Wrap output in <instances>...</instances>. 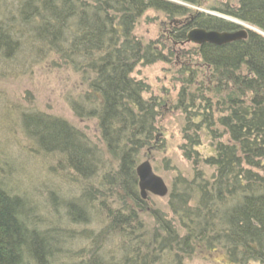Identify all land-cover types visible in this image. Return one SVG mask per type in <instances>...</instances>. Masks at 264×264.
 <instances>
[{
	"label": "trees",
	"instance_id": "obj_1",
	"mask_svg": "<svg viewBox=\"0 0 264 264\" xmlns=\"http://www.w3.org/2000/svg\"><path fill=\"white\" fill-rule=\"evenodd\" d=\"M150 10L188 18L172 25L171 45H187V33L196 27L240 28L170 0H0V60L19 55L24 39L26 49L48 57L51 68L79 73L85 89L70 97V106L77 119L95 120L105 147L60 116L35 109L20 114L34 151L56 159L51 172L81 191L68 199L53 190L51 200L64 206L69 223L99 218L104 227L95 235L87 232L90 246L72 254L82 232L43 228L29 199L0 182V264H185L196 250H220L235 264L264 262V34L251 30L229 44H197L206 67L198 72L217 95L203 96V102L187 97L184 87L177 108H199L196 118L203 120L193 122L200 130L206 122L223 129H210L220 141L213 156L202 157L215 170L209 179L200 171L191 181L178 177L167 195L172 217L154 208L151 229L141 215L148 202L136 168L140 153L155 143L161 102L146 97L148 87L134 76L138 65L166 58L157 44L143 43L134 33ZM214 10L264 32V0H234ZM185 152L191 159L192 152Z\"/></svg>",
	"mask_w": 264,
	"mask_h": 264
},
{
	"label": "rangeland",
	"instance_id": "obj_2",
	"mask_svg": "<svg viewBox=\"0 0 264 264\" xmlns=\"http://www.w3.org/2000/svg\"><path fill=\"white\" fill-rule=\"evenodd\" d=\"M233 1L199 0V6L186 2L184 5L194 11L219 12L214 9L222 8ZM186 20H188L186 16L170 19L164 12L150 10L140 17L134 30L143 43L157 44L158 49L166 57L164 61H158L152 65H138L134 76L148 87L146 97H157L161 102L155 143L151 148H146L140 153L138 164L149 160L154 172L162 176L169 186V191L173 182L180 176L191 181V178L197 176V171H200L207 179L213 175L215 167L208 166L203 162L202 157L213 156L216 153L215 145L220 141L214 138L215 135L209 132L210 129L214 128L220 133L223 131L216 124L210 125L211 123L207 122L205 125L202 124L206 130H200L193 122V119L199 122L203 120L201 117L196 118L199 108H192L190 112L177 108L179 93L184 87L189 89L187 97L191 95L197 100L200 98L203 100V96L210 98L217 95L212 92L213 86L208 83V77L198 72L202 70L205 72L206 67L198 60L197 44L188 42L182 47L176 44L171 45L172 25L177 21ZM22 42L24 46L19 55L12 59L0 60V182L7 184L14 193L29 199L35 207V214L44 220L43 228L57 226L68 235H71L70 231L74 230L77 236L82 232V235L74 241L75 249L71 252L78 253L90 246V240L85 238L86 233L98 234L97 232L104 227L103 222L99 218L94 220V214H92L94 221L88 224H71L67 221L64 206L58 199H55L56 202L51 200L50 193L56 190L61 198L71 199L78 197L81 191L60 175L51 172L49 166H55L56 159L34 151L32 143L21 126L20 114L23 111L35 109L60 116L83 130L101 149L105 147L97 132L95 120L77 119L70 106L71 96L77 97V94H83L84 79L79 73H74L67 67L51 68L48 57L37 56L32 53V50L26 49L24 39ZM169 43L172 51L169 49ZM209 87L210 91L207 89ZM203 102L199 101L197 107L201 104L203 108ZM209 125L210 128H208ZM195 146L198 153L192 149ZM185 151L192 152L191 159L187 157ZM145 200L148 202V208L141 215L151 229L156 226V220L151 214L154 208L161 209L169 218L172 217L167 196L157 197L148 192ZM55 204H58V209L55 208ZM105 250L110 251L109 244L106 245ZM183 263L235 264L227 260L220 250L215 253L196 250L195 254L185 257ZM246 264H264V262L251 260Z\"/></svg>",
	"mask_w": 264,
	"mask_h": 264
},
{
	"label": "water",
	"instance_id": "obj_3",
	"mask_svg": "<svg viewBox=\"0 0 264 264\" xmlns=\"http://www.w3.org/2000/svg\"><path fill=\"white\" fill-rule=\"evenodd\" d=\"M175 1L181 5L186 4L185 2H181L180 0H170ZM204 13H208L215 17H220L225 20H230L231 22L238 25L240 28L236 31H214V30H206L199 27L190 29L187 33L186 41L193 42L194 44L203 45L205 43H211L214 45H224L229 44V42L240 41V39H246L248 37L249 31L253 30L259 34H264L263 31L255 28L254 26H250L247 23L241 21L240 19L232 18L230 16H226L219 12L214 11H202ZM136 173L138 176V187H140V194L142 198H146L148 192L157 197H166L169 193V186H167L165 180L162 176L157 175L150 164L149 160L143 161L138 164L136 168Z\"/></svg>",
	"mask_w": 264,
	"mask_h": 264
},
{
	"label": "flooded vegetation",
	"instance_id": "obj_4",
	"mask_svg": "<svg viewBox=\"0 0 264 264\" xmlns=\"http://www.w3.org/2000/svg\"><path fill=\"white\" fill-rule=\"evenodd\" d=\"M180 23H181V21H180V22H179V21H177V22H176V23H174V24H177V25H178V24H180Z\"/></svg>",
	"mask_w": 264,
	"mask_h": 264
}]
</instances>
